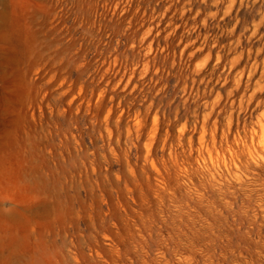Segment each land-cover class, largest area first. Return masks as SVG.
<instances>
[{"label": "rangeland", "instance_id": "374dc122", "mask_svg": "<svg viewBox=\"0 0 264 264\" xmlns=\"http://www.w3.org/2000/svg\"><path fill=\"white\" fill-rule=\"evenodd\" d=\"M183 5L0 0V264H75L72 253L84 264H124L151 208L123 162L101 157L92 120L131 100L112 91L119 77L101 73L140 63L150 69L139 81L145 94L152 69L171 87L180 63L199 56Z\"/></svg>", "mask_w": 264, "mask_h": 264}, {"label": "clouds", "instance_id": "9594fccd", "mask_svg": "<svg viewBox=\"0 0 264 264\" xmlns=\"http://www.w3.org/2000/svg\"><path fill=\"white\" fill-rule=\"evenodd\" d=\"M189 3L181 12L193 13L199 56L171 87L152 69L145 94L140 63L101 73L131 97L92 120L101 157L123 162L151 208L124 264H264V0ZM78 135L65 139L78 146Z\"/></svg>", "mask_w": 264, "mask_h": 264}]
</instances>
